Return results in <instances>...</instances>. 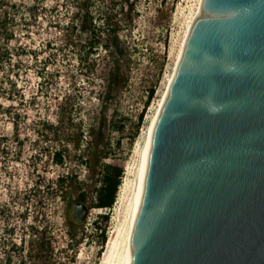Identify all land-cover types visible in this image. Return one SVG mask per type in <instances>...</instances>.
Segmentation results:
<instances>
[{"label":"rangeland","instance_id":"1","mask_svg":"<svg viewBox=\"0 0 264 264\" xmlns=\"http://www.w3.org/2000/svg\"><path fill=\"white\" fill-rule=\"evenodd\" d=\"M130 3L133 12L122 16L119 25L123 76L111 79V52L98 47L91 53L89 35L82 30L99 9L118 10L119 0H0L1 21L6 15L0 54L6 49L10 54L9 60L0 56V204L10 201L11 191H27L34 210L46 195L47 264H100L107 243L121 241L147 129L200 6V0ZM124 7L126 12L128 5ZM6 34H11L9 40ZM91 61L102 68L108 85L91 71ZM150 89L154 92L145 104ZM105 95L110 99L104 104L99 98ZM100 109L92 126L91 117ZM60 112L62 125L56 119ZM100 139L105 148L99 154L93 143ZM56 151H61L63 165L51 160ZM101 163L123 171L110 209L92 206ZM62 176L77 177L85 189L84 202L78 189L60 186ZM76 202L88 207L80 224L72 217Z\"/></svg>","mask_w":264,"mask_h":264},{"label":"water","instance_id":"2","mask_svg":"<svg viewBox=\"0 0 264 264\" xmlns=\"http://www.w3.org/2000/svg\"><path fill=\"white\" fill-rule=\"evenodd\" d=\"M76 223L88 207L71 206ZM129 264H264V0H202L153 124Z\"/></svg>","mask_w":264,"mask_h":264},{"label":"trees","instance_id":"3","mask_svg":"<svg viewBox=\"0 0 264 264\" xmlns=\"http://www.w3.org/2000/svg\"><path fill=\"white\" fill-rule=\"evenodd\" d=\"M103 3L105 0H101ZM120 7H117L115 9L112 5V9H109L108 7H104L103 9H99L98 15L95 17L99 19V22L96 25V20L94 17L91 16V21L89 22L88 29H83L82 32H87L89 35V41L90 42V48L91 53L94 49H97L98 47H104L105 50L111 52L112 59L110 61V67H108V76L111 77V79L121 78L123 76V73L121 71L122 68V59L125 58L123 55L124 52V41L120 39L119 34V25L122 20V16H125L126 14H130L133 12V4H129V0H119ZM128 5V9L125 12L124 6ZM3 19L1 21L0 19V32H3V30L6 29L5 21H6V15L2 16ZM131 19V18H130ZM6 40H9L11 38V34L5 35ZM112 52L117 53L120 56L112 55ZM9 52L8 50H4V53L0 56L4 57L9 60ZM126 59V58H125ZM92 62V61H91ZM98 64L92 62L91 63V71L96 72L101 78H104L106 81L108 80V77L104 76L102 77L101 74L102 68L99 67L97 69ZM104 75V74H103ZM108 85V81H107ZM108 88V86H107ZM154 90L150 89L147 100L145 104H148L150 98L153 95ZM109 96L105 95L102 98L100 97L99 100L102 101V103H107L109 101ZM103 111V110H102ZM95 114L91 117L92 126L97 124L98 118H100L101 115V109L100 111L94 112ZM64 117V113L60 112L59 116L56 117L57 122L59 125L63 123L62 119ZM142 114L139 116L138 122L140 123L142 121ZM58 125V124H57ZM138 130V126L136 127V131ZM96 139V138H95ZM93 148L95 152H98L99 154L103 152L105 148V143L103 139H100L99 141H94ZM104 155V154H103ZM106 156V155H104ZM105 158V157H102ZM51 160L55 161L56 164L63 165V155L61 151L53 152L51 155ZM100 161L101 158L99 159ZM86 164V163H85ZM100 179L99 184L97 187H94L93 189V207L95 208H104V209H110L115 201L117 190L120 186L121 179H122V169L120 167H117L115 165L109 164V163H101L100 167ZM68 176V175H67ZM68 179V180H66ZM61 184H65L70 187V189H78L80 191L79 193V199L81 201H85V193H84V187L82 184L77 183V177H67L64 178L63 176L58 179ZM104 219H107V216H103ZM101 235H100V243L102 244L104 241V234L103 230L100 229Z\"/></svg>","mask_w":264,"mask_h":264},{"label":"flooded vegetation","instance_id":"4","mask_svg":"<svg viewBox=\"0 0 264 264\" xmlns=\"http://www.w3.org/2000/svg\"><path fill=\"white\" fill-rule=\"evenodd\" d=\"M11 196L0 204V264H47L46 195L34 210L27 191H11Z\"/></svg>","mask_w":264,"mask_h":264},{"label":"bare ground","instance_id":"5","mask_svg":"<svg viewBox=\"0 0 264 264\" xmlns=\"http://www.w3.org/2000/svg\"><path fill=\"white\" fill-rule=\"evenodd\" d=\"M201 4H202V0H200L199 10H200ZM173 73L171 74V76L169 77V79L167 81L166 88H165V90L161 96V99L158 103V107H157L155 114H154V116H153V118L149 124V127L147 129V138L145 139L146 142H145V145L143 148V152L141 153L142 156H141V163H140V168H139L138 185H137V189L134 193L133 200L131 199L132 203L130 204V207H129L130 208V218L128 221L129 223H128V225L126 224L127 225L126 229L124 228L125 230L123 231L122 239L120 238L121 241L119 240L120 242H118V240L115 238L114 240H111L107 243L106 249H105V251H103L100 264H129V260H130L129 240H130V235H131L132 227L134 224L135 216L137 213L138 205L140 202L144 166H145L147 151L149 148L150 134H151L153 124H154V122L158 116L159 109L161 107L162 101L164 99L166 90H167L168 85L171 81ZM128 217H129V215H128ZM120 232H122V231H120ZM118 233H119V231H118ZM118 237H120V236H118Z\"/></svg>","mask_w":264,"mask_h":264}]
</instances>
